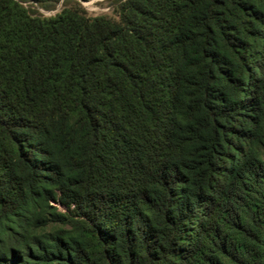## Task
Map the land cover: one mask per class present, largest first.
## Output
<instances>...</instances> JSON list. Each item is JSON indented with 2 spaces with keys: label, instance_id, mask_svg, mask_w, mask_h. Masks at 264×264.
<instances>
[{
  "label": "trees",
  "instance_id": "16d2710c",
  "mask_svg": "<svg viewBox=\"0 0 264 264\" xmlns=\"http://www.w3.org/2000/svg\"><path fill=\"white\" fill-rule=\"evenodd\" d=\"M82 1L0 0V264H264V0Z\"/></svg>",
  "mask_w": 264,
  "mask_h": 264
},
{
  "label": "rangeland",
  "instance_id": "374dc122",
  "mask_svg": "<svg viewBox=\"0 0 264 264\" xmlns=\"http://www.w3.org/2000/svg\"><path fill=\"white\" fill-rule=\"evenodd\" d=\"M88 14L95 15V14H109L113 15L115 12L113 7L110 5L108 0H86L81 2ZM60 7V2L57 4L56 8L52 11H45L44 13H52L56 9Z\"/></svg>",
  "mask_w": 264,
  "mask_h": 264
}]
</instances>
